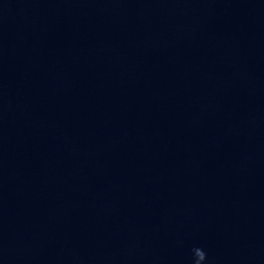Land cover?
<instances>
[{
  "label": "water",
  "instance_id": "1",
  "mask_svg": "<svg viewBox=\"0 0 264 264\" xmlns=\"http://www.w3.org/2000/svg\"><path fill=\"white\" fill-rule=\"evenodd\" d=\"M0 264H264V0H0Z\"/></svg>",
  "mask_w": 264,
  "mask_h": 264
}]
</instances>
